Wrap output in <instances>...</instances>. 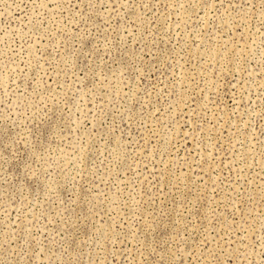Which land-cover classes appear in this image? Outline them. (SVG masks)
Returning a JSON list of instances; mask_svg holds the SVG:
<instances>
[{
    "label": "rangeland",
    "instance_id": "374dc122",
    "mask_svg": "<svg viewBox=\"0 0 264 264\" xmlns=\"http://www.w3.org/2000/svg\"><path fill=\"white\" fill-rule=\"evenodd\" d=\"M0 264H264V0H0Z\"/></svg>",
    "mask_w": 264,
    "mask_h": 264
}]
</instances>
